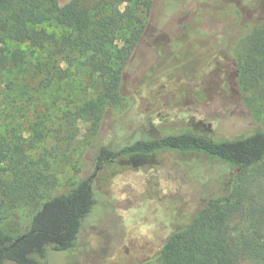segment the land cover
<instances>
[{"label": "rangeland", "instance_id": "rangeland-1", "mask_svg": "<svg viewBox=\"0 0 264 264\" xmlns=\"http://www.w3.org/2000/svg\"><path fill=\"white\" fill-rule=\"evenodd\" d=\"M150 2L118 106L103 102L90 51L8 43L18 55L0 84V189L22 232L45 200L94 175L95 203L74 248L48 254L47 264H161L168 236L228 177L220 162L171 152L96 171L101 147L192 127L216 139L264 128V70L243 58L244 37L264 23V0ZM39 27L60 44L71 34L53 22Z\"/></svg>", "mask_w": 264, "mask_h": 264}, {"label": "trees", "instance_id": "trees-1", "mask_svg": "<svg viewBox=\"0 0 264 264\" xmlns=\"http://www.w3.org/2000/svg\"><path fill=\"white\" fill-rule=\"evenodd\" d=\"M150 9V0H99L97 5L92 0H72L62 6L57 0H0V84L9 80L4 73L18 55L8 50L9 42L28 43L35 49L67 45L91 52L92 70L101 77L103 102L118 106L123 72L142 32L140 16ZM47 22L70 30L63 44L39 27ZM244 41L243 58L260 73L264 23L253 26ZM163 152L202 155L229 171L220 192L206 198L189 222L165 240L159 252L161 264H264V163H259L264 160V128L216 139L210 128L192 127L135 139L117 151L103 146L95 170L112 163L140 166ZM93 177L45 200L25 232L10 209L7 193L0 189V264H47L48 254L72 250L95 203Z\"/></svg>", "mask_w": 264, "mask_h": 264}]
</instances>
